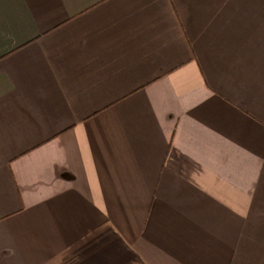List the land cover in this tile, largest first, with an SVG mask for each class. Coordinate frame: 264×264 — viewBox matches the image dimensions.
I'll use <instances>...</instances> for the list:
<instances>
[{
	"label": "crops",
	"instance_id": "obj_1",
	"mask_svg": "<svg viewBox=\"0 0 264 264\" xmlns=\"http://www.w3.org/2000/svg\"><path fill=\"white\" fill-rule=\"evenodd\" d=\"M0 264H264V0H0Z\"/></svg>",
	"mask_w": 264,
	"mask_h": 264
}]
</instances>
